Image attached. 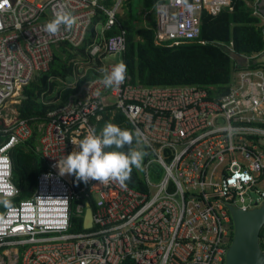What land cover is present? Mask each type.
Segmentation results:
<instances>
[{
	"label": "built area",
	"instance_id": "1",
	"mask_svg": "<svg viewBox=\"0 0 264 264\" xmlns=\"http://www.w3.org/2000/svg\"><path fill=\"white\" fill-rule=\"evenodd\" d=\"M105 1L0 0V200L21 192L10 150L32 135L18 111L24 87L50 68L59 44L82 45L98 12L107 15L63 81L74 92L38 123L47 169L30 197L0 212V264H225L234 234L230 206L264 203V63L250 64L264 51L241 57L246 64L234 65L229 90L218 97L203 86H144L129 76L107 88L103 76L122 62L126 29L106 31L127 0ZM247 3L264 25L262 2ZM224 7L232 9L231 0H160L144 13L154 14L155 42L176 45L197 40L203 10L216 15ZM61 12L75 23L50 35L45 25ZM87 75L96 76L80 83ZM117 112L146 148L145 189L91 179L76 189L75 175L61 174L58 160Z\"/></svg>",
	"mask_w": 264,
	"mask_h": 264
},
{
	"label": "trees",
	"instance_id": "2",
	"mask_svg": "<svg viewBox=\"0 0 264 264\" xmlns=\"http://www.w3.org/2000/svg\"><path fill=\"white\" fill-rule=\"evenodd\" d=\"M160 0H128L129 8L125 16L117 14L115 26L106 31L111 35L126 29V48L122 53V62L127 66V76L134 84L153 85H195L209 90L211 97H218L228 92L232 81L234 65L242 64L241 57H255L264 51V25L254 14V7L247 2L256 0H231L232 9L222 8L216 15L206 10L201 15V31L195 41L176 45L157 44L155 42V25L137 23L135 9L139 4L148 11ZM263 0H258V2ZM112 4L114 0H106ZM107 15L100 11L93 20L85 41L80 46H72L62 42L54 49V58L50 68L45 72H37L33 80L24 87V98L18 104L19 116L27 119L32 126L29 139L15 145L10 150L13 161V180L21 189L20 195L10 198L11 205L21 199L30 197L37 184V177L47 169V163L37 150L41 131L38 123L47 120V113L63 105L74 89L63 85L70 81L77 70L73 59L86 58V46L93 41L97 25L106 22ZM230 45L232 49H230ZM252 66L258 63L254 59ZM91 76L80 78L82 83ZM107 123L118 125L122 129L133 131L126 116L117 112L112 117L105 116L97 124L101 132ZM2 125L0 124V127ZM134 132V131H133ZM6 136L0 131V143ZM132 147L146 148L135 141ZM113 150V149H108ZM127 151V146L124 149ZM131 180L127 185L143 190L145 180L143 172L133 168ZM82 180L74 176L75 188H79ZM83 195L74 202H83ZM7 206L0 203V212ZM74 218V217H73ZM79 229L81 228V224ZM260 246L264 249V227L260 232Z\"/></svg>",
	"mask_w": 264,
	"mask_h": 264
},
{
	"label": "clouds",
	"instance_id": "3",
	"mask_svg": "<svg viewBox=\"0 0 264 264\" xmlns=\"http://www.w3.org/2000/svg\"><path fill=\"white\" fill-rule=\"evenodd\" d=\"M74 23L75 18L70 13L61 12L45 25V31L55 35L61 30L62 25L70 29ZM126 76L127 66L121 62L105 72L102 83L107 88L119 87ZM134 141L136 144L142 143L139 132L107 123L99 134L93 130L83 139L72 141L79 146V150L58 160L60 173L74 174L84 182L91 179L104 185L114 181L126 188V182L132 178L133 168L141 172L145 170L144 159L147 152L143 148L132 147ZM126 146L127 151L120 150ZM9 193L11 194V190ZM0 203L10 207V196L0 200Z\"/></svg>",
	"mask_w": 264,
	"mask_h": 264
},
{
	"label": "water",
	"instance_id": "4",
	"mask_svg": "<svg viewBox=\"0 0 264 264\" xmlns=\"http://www.w3.org/2000/svg\"><path fill=\"white\" fill-rule=\"evenodd\" d=\"M256 63H264V53L255 58ZM242 64H246L243 60ZM25 97L24 94L21 96ZM264 146V138L260 139ZM234 223V234L226 254L225 264H264V251L260 246V232L264 227V203L249 210L230 206ZM92 223L91 209L85 213L84 226Z\"/></svg>",
	"mask_w": 264,
	"mask_h": 264
},
{
	"label": "rangeland",
	"instance_id": "5",
	"mask_svg": "<svg viewBox=\"0 0 264 264\" xmlns=\"http://www.w3.org/2000/svg\"><path fill=\"white\" fill-rule=\"evenodd\" d=\"M136 9L135 11L136 12V21L139 25L141 24H149L150 26H154L155 25V20H154V14L153 13H150V14H147V13H144L145 10H143V8L137 4V6H135ZM129 8V4H128V0L124 3V6L122 7L119 15L121 16H125L126 15V12H127V9ZM99 30L101 29V25L98 26ZM117 58L114 57V56H109L108 60L110 61H114L116 60Z\"/></svg>",
	"mask_w": 264,
	"mask_h": 264
},
{
	"label": "crops",
	"instance_id": "6",
	"mask_svg": "<svg viewBox=\"0 0 264 264\" xmlns=\"http://www.w3.org/2000/svg\"><path fill=\"white\" fill-rule=\"evenodd\" d=\"M262 10L264 11V0L262 1Z\"/></svg>",
	"mask_w": 264,
	"mask_h": 264
}]
</instances>
